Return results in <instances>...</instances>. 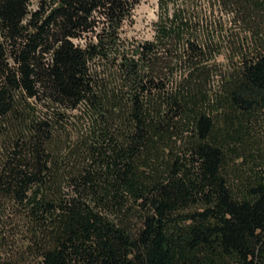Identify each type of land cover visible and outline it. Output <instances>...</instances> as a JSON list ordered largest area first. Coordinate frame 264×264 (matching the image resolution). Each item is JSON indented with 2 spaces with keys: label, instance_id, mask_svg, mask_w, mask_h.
<instances>
[{
  "label": "trees",
  "instance_id": "trees-1",
  "mask_svg": "<svg viewBox=\"0 0 264 264\" xmlns=\"http://www.w3.org/2000/svg\"><path fill=\"white\" fill-rule=\"evenodd\" d=\"M0 0V264H264V0Z\"/></svg>",
  "mask_w": 264,
  "mask_h": 264
},
{
  "label": "rangeland",
  "instance_id": "rangeland-1",
  "mask_svg": "<svg viewBox=\"0 0 264 264\" xmlns=\"http://www.w3.org/2000/svg\"><path fill=\"white\" fill-rule=\"evenodd\" d=\"M158 17L157 0L142 1L134 11V22L128 24L127 35L136 38H151L153 22Z\"/></svg>",
  "mask_w": 264,
  "mask_h": 264
}]
</instances>
